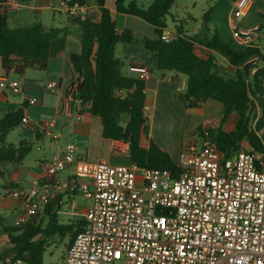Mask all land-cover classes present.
<instances>
[{"label":"built area","instance_id":"2783aa9c","mask_svg":"<svg viewBox=\"0 0 264 264\" xmlns=\"http://www.w3.org/2000/svg\"><path fill=\"white\" fill-rule=\"evenodd\" d=\"M70 1H61L69 17L84 19L87 6ZM252 2L237 0L234 19L244 16ZM7 7L10 14L18 9L14 0ZM259 30H237L235 42L250 45L256 42ZM173 38L165 34L162 41L169 43ZM150 75L146 68L140 79L147 82ZM74 88L65 101L80 108L75 118L81 120L82 100L74 99ZM46 89L59 91L60 83L49 82ZM6 90L18 92V82L0 77V91ZM134 92L120 89L117 96L125 98ZM28 103L33 106L38 100L31 98ZM89 106L91 103L86 108ZM59 117L56 113L36 123L25 116L21 125L57 139ZM195 136L180 153L181 173L177 176L168 169H144L134 163L93 162L68 144L42 164V177L32 183L28 193L10 191L23 201L15 226L23 227L35 219L60 190L54 182L56 175L70 171L71 191L91 199L92 206L64 264H264V156L241 150L224 160L215 143L198 138L199 146ZM129 148V143L117 141L113 152L129 153ZM138 171L143 173L140 188L136 185ZM21 263H13L11 257L4 262Z\"/></svg>","mask_w":264,"mask_h":264},{"label":"trees","instance_id":"16d2710c","mask_svg":"<svg viewBox=\"0 0 264 264\" xmlns=\"http://www.w3.org/2000/svg\"><path fill=\"white\" fill-rule=\"evenodd\" d=\"M74 1L87 6L84 19L73 18L80 25L82 46L81 52L73 54L70 61L73 79L70 88L75 87L74 99L82 100L81 109L91 103L88 110L101 119L105 139L130 144L128 152L138 167L168 169L174 176L179 175L180 166L150 138L145 104L130 96H117L120 89L144 91L146 88L145 81L122 73L123 63L116 57L119 44L134 43L137 38L130 30L118 31L107 0L69 3ZM113 1L118 14L140 18L154 28L156 38L142 40L145 50L155 56L154 68L187 77L186 89L180 93L184 109L196 110L209 100L222 104L219 126L201 127L192 136L198 134L200 140L215 143L224 160L247 150L244 142L249 151L264 156V50L255 42L250 45L226 42L218 30H213V40L200 43L196 37L186 35L182 25L171 42L166 43L162 41L168 29L166 18L177 0H153L148 8L140 7L136 1ZM9 16L8 7L0 3V69L5 77L13 72L24 75L28 69L45 71L51 42L59 38L63 30L47 31L41 26L12 29L8 24ZM208 16L210 12L204 19L206 26L212 22ZM214 52L228 60L234 70L232 75L219 69ZM59 83L62 89L64 81ZM0 97H6L5 93L1 92ZM27 107L24 103L0 119V163H21L31 152V143L27 141L17 146L7 142L8 135L20 127L27 116ZM231 121L232 128L227 130ZM144 140L148 146L144 145ZM51 219L46 228L34 222L35 219L23 227H6L0 217V228L14 245L13 263L19 260L24 264H44L48 239L56 233L63 235L73 231L72 225H59L57 216Z\"/></svg>","mask_w":264,"mask_h":264},{"label":"crops","instance_id":"0c3cea01","mask_svg":"<svg viewBox=\"0 0 264 264\" xmlns=\"http://www.w3.org/2000/svg\"><path fill=\"white\" fill-rule=\"evenodd\" d=\"M9 1L12 0H0V3L7 6ZM14 1L17 2L18 9L9 16L8 24L12 22V29L18 27L41 26L47 31L51 29L63 30L61 36L51 42L48 66L43 72H45V77L48 82L64 81V85L62 89L56 91L58 94V104L55 105L53 109L54 113L48 118L40 120L44 121L51 118L56 113H61L58 120L60 125L58 128L60 131L56 133L58 138L50 139L44 136L40 131L28 128L31 133L34 134L38 143V148L36 150H39L41 154L36 153L34 159H32L34 153L30 155V152L21 163H8L11 164L14 169L10 167L6 168L9 178L3 179L4 191L2 196H0V203L3 202L2 200L5 198H14V200L17 201L18 208L11 216V225L7 224V218L0 214L2 224L6 227H14L16 219L23 212V201L13 197L10 191L13 189H21L23 191L25 189L30 190L32 188V183L42 177V164L51 159L55 154L61 153L68 144L75 145L78 154L93 162L105 161L114 165L127 166L133 164L130 153L113 152L117 141L107 140L103 137V125L99 117L92 116L89 110L85 108L81 111L82 119L77 120L75 115L79 112L80 108L77 106L70 107L65 101V93L68 96L74 88H70V85L73 83L72 63L70 62L71 57L73 54H79L82 49L79 23L66 13L65 8L62 6V0ZM205 1L209 7V11L207 13L206 10L203 11L204 17H202L201 23H197L190 30L184 28L186 35L196 37L200 43H207L213 40V30H218L221 36L231 42L235 41L237 30L261 27L256 42L261 39V33L264 29V0H253L247 13L237 19L233 17L235 2L237 0ZM212 5L213 7H211ZM107 7L111 10L112 18L116 20L118 31L122 33L124 30H130L137 38L135 42L139 44L138 53L134 50V47H130L128 50L123 49L124 51L121 52V55H123L124 58L126 57L125 59H128L126 55L130 53L131 60L128 59L130 62H128L127 65L125 64L127 62L117 58L123 63L122 73L128 77L139 79L146 68L151 70V75L146 82L145 90H135L130 97L143 102L145 107L148 108L147 112L152 115L150 120V138L163 151L169 153L172 159L178 164L180 153L185 143L197 129L201 127L216 128L219 126L223 116V106L215 100H209L201 108L196 110L184 109L180 101V93L186 88L187 77L177 72L163 73L157 71L154 68L155 56L148 53L144 48L142 40L156 38L154 28V35H151L150 32L148 34L139 33L135 27L129 24L130 18L134 16L118 14L113 0H107ZM209 12L210 16H208V19H211L212 22L206 26L204 19ZM137 19L141 20L140 18ZM134 20L135 23L140 22L136 19ZM178 27L177 25L175 32H170L167 29V34L175 36ZM122 44L123 43L119 44L116 49V57L117 50ZM125 44L132 46L133 43ZM214 55L219 69L223 73L227 71L232 75L234 70L228 65V60L219 52H214ZM0 70L2 71V69ZM29 89L39 92L47 90L46 86L40 89L35 85L29 86ZM1 92L5 93V91H0V93ZM3 98L4 101H7V97ZM29 99H25L19 108L24 103H27L28 107L26 109V114L33 120L32 113L29 110V107L32 106L28 103ZM37 100L38 103L33 106L44 105L43 101L40 99ZM176 113L180 116L179 119L176 118ZM43 115L45 116L46 114ZM232 123L233 121L227 126V130L232 128ZM176 129H178L179 133L174 131ZM40 145H42V148H40ZM1 164L2 163H0V172L1 168L3 169ZM25 172L27 176H24ZM71 175L70 171H65L56 175L54 182H58L60 190L55 193V197L51 203L45 209L41 210L38 217L34 220V222L46 228L48 224L51 223V217L57 216L59 225L73 226V231L63 235L60 234V238L65 241L63 260L69 247L74 242L77 235L76 232L85 226L87 213L92 206V200L85 196L84 197L89 200L88 203L82 204L77 202V197L83 195L79 192L71 191ZM2 206H5L4 203ZM0 231L2 232V238L0 239V264H4L7 258H12L14 254V245L10 242L9 236L2 228H0Z\"/></svg>","mask_w":264,"mask_h":264},{"label":"rangeland","instance_id":"374dc122","mask_svg":"<svg viewBox=\"0 0 264 264\" xmlns=\"http://www.w3.org/2000/svg\"><path fill=\"white\" fill-rule=\"evenodd\" d=\"M131 1H136L137 4L140 7H144V8H148L153 0H127V2H131ZM213 2H216L217 0H212ZM205 0H177L175 6L173 7L172 11L170 12V14L168 15L167 19V25H168V30L170 32H175L176 31V26H183V29L186 28V30H190L192 27H194L197 23H201L202 22V17H204L203 15V11L206 10V13L209 11V7L208 5L205 3ZM212 2V3H213ZM213 7V5L211 6ZM130 26L135 27V29L137 30V32L142 33V34H148L150 32L151 35H154L153 32V27L149 24H147L146 22H143L142 20H139L137 18H130ZM136 19L137 21L140 22H134ZM197 22H196V21ZM9 27L12 28L13 24L12 22L9 24ZM264 28V27H263ZM241 30V29H239ZM156 37V35H155ZM223 38V40H225L226 42H230L228 39H226L225 37L221 36ZM262 49H264V29L261 33V39L256 42ZM124 47V48H123ZM130 47H134V50L138 53V47L139 44L137 42H134L132 44V46H129V44H125L123 43L120 48H118L117 50V58L121 59L125 63L126 65L128 64V62H130V53L127 54V58L129 59H125L123 55H121V52H123V49H130ZM127 60V61H126ZM226 75H230V73H228L227 71H225ZM45 72L43 71H39L36 69H28L24 75H20L17 73H11L8 77V80L11 81H16L19 84V91L16 93H13L6 90L5 91V95L7 97V101H4L3 97H0V119L2 117H4L7 112L9 111H14L17 110L19 108V106L22 104V102L25 99H29V98H37L40 99L41 101L44 102V105L42 106H30L29 110L32 113V118L33 120L38 123L40 120L44 119V118H48L50 115H52L54 113V107L55 105L58 104V94L57 92H50L49 90H45L44 92H39V91H34L29 89V86L35 85L38 86L40 89H42L44 86H46L49 82L46 80L45 77ZM5 77L4 73L0 70V77ZM22 89L24 91H22ZM181 101V100H180ZM182 104V102H181ZM183 105V104H182ZM220 105V104H219ZM185 108V107H184ZM43 114H46L45 116ZM149 119L151 120V116L149 112H147ZM48 115V116H47ZM176 118H180V116L176 113ZM59 125V124H58ZM60 127V125L58 126ZM56 127V133L58 131H60V129ZM151 131V122H150V129ZM176 133H179L178 129L174 130ZM199 136L197 134V140H198ZM21 141H27L29 143H31L32 145V151L30 153V155H32L33 153V157L32 159H34V155L36 153H40L39 150H36L37 147V141L36 138L34 136L33 133H31L30 129L28 128H24L22 127V125L20 127L15 128L7 137V142L10 144H14V145H19ZM199 142V146L201 145L200 141ZM144 145L148 146V142L146 140H144ZM244 149L249 150V147L247 145L246 142H244L243 144ZM40 148H42V145H40ZM114 165V164H112ZM1 166H3V169L1 168V172H0V196H2L3 191H4V182L3 179H8L9 175L6 172V168L10 167L11 169L13 168V166L11 164L8 163H2ZM14 169V168H13ZM142 171H138L137 175V180H136V185L138 188L142 187L143 183H142ZM24 176L26 175V172L24 173ZM26 193H28L30 190L29 189H25L24 190ZM3 202H1V207H0V214L7 218L6 223L11 225V216L13 213L16 212L17 208H18V204L17 201L14 200V198H5L4 200H2ZM77 202L85 204L88 203L89 200L86 199L84 196L79 195L77 197ZM4 203L5 206H2ZM15 226V225H14ZM48 246H47V251L44 255V264H64V260H63V255H64V251H65V241H63L60 238V234L56 233L54 236H52L50 239H48Z\"/></svg>","mask_w":264,"mask_h":264}]
</instances>
